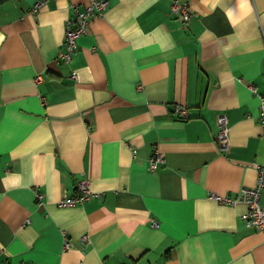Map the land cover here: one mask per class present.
Instances as JSON below:
<instances>
[{
	"label": "crops",
	"instance_id": "0c3cea01",
	"mask_svg": "<svg viewBox=\"0 0 264 264\" xmlns=\"http://www.w3.org/2000/svg\"><path fill=\"white\" fill-rule=\"evenodd\" d=\"M35 1L0 3V264H264L245 203L212 196L264 160V0H180L187 25L171 0H108L69 61L87 0ZM81 179L93 195L59 206Z\"/></svg>",
	"mask_w": 264,
	"mask_h": 264
},
{
	"label": "built area",
	"instance_id": "2783aa9c",
	"mask_svg": "<svg viewBox=\"0 0 264 264\" xmlns=\"http://www.w3.org/2000/svg\"><path fill=\"white\" fill-rule=\"evenodd\" d=\"M43 0H36L32 7V11H37L40 3ZM108 0H87L82 9L75 7L73 16L65 21L64 33H63V49L57 53L58 59L69 61L75 51L77 45V39L87 31L89 21L94 16L102 15L107 6ZM170 12L172 14H178L183 21L184 25H187L190 21L192 11L189 9L185 1L171 0ZM252 93L258 98V112L257 117L261 122L262 134L264 135V91H257L255 87H251ZM174 110L179 118H185L187 116V109L179 103L174 105ZM218 132L216 135V142L219 149H226L229 143L228 139V121L225 114L221 113L217 116ZM163 155L157 150L147 159V167L151 170L155 169L158 163L163 162ZM255 181L250 186H242L234 196L230 195H216L212 196L221 203L232 204L238 200L243 201L246 205L245 212L241 215L246 226H254L264 233V206L260 203V192L264 187V160L261 162H255ZM93 192L89 190L87 181L81 179L76 184V192L63 196L58 199L57 204L59 206H72L87 200ZM41 196L37 193V198ZM152 225H157L156 220H152ZM64 247L69 246V242L64 233Z\"/></svg>",
	"mask_w": 264,
	"mask_h": 264
},
{
	"label": "trees",
	"instance_id": "16d2710c",
	"mask_svg": "<svg viewBox=\"0 0 264 264\" xmlns=\"http://www.w3.org/2000/svg\"><path fill=\"white\" fill-rule=\"evenodd\" d=\"M4 0H0V3L3 2Z\"/></svg>",
	"mask_w": 264,
	"mask_h": 264
}]
</instances>
